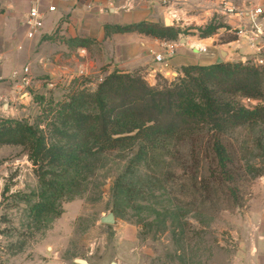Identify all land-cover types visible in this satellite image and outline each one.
<instances>
[{"label": "rangeland", "instance_id": "obj_1", "mask_svg": "<svg viewBox=\"0 0 264 264\" xmlns=\"http://www.w3.org/2000/svg\"><path fill=\"white\" fill-rule=\"evenodd\" d=\"M207 1L218 5V0ZM230 1L240 8L260 3ZM203 7L193 12L203 14L202 21L178 26V38L201 37V31L219 24L224 35L218 40L238 38L225 31L219 9L204 14ZM102 52L96 45L84 52L67 49L47 68L31 67L30 84L16 82L13 97L0 99V118L41 123L45 129L69 92L79 87L93 92L108 74L100 72L108 66ZM258 58L264 59L242 61L259 65ZM176 74L164 77L172 81ZM217 144L224 148L225 161ZM131 158V152L117 151L99 156L89 180L61 200L60 213L36 221L31 208L41 189L28 149L0 145V264H79L76 259L89 264H264V124L224 132L204 129L173 142L156 189L144 185L138 195L141 211L126 195H116ZM138 174L146 179L151 172L143 165ZM111 211L116 222L102 223L100 217Z\"/></svg>", "mask_w": 264, "mask_h": 264}, {"label": "trees", "instance_id": "obj_2", "mask_svg": "<svg viewBox=\"0 0 264 264\" xmlns=\"http://www.w3.org/2000/svg\"><path fill=\"white\" fill-rule=\"evenodd\" d=\"M223 27L210 25L201 37ZM116 30L169 40H177L181 32L178 27L146 22ZM68 41L87 44L85 39ZM57 105V114L48 117L45 129L41 123L0 118V145H24L36 166L41 189L31 208L36 221L60 213L61 200L72 197L95 173V160L114 151L132 153L116 195H126L141 211L144 206L138 195L144 185L149 191L156 189V176L158 181L164 176L165 157L173 142L204 129L224 132L264 124V65L242 59L187 65L172 81L158 75L154 85L140 73L116 69L101 78L95 91L79 87ZM216 149L225 161L224 148L217 144ZM143 165L151 172L149 178L138 174Z\"/></svg>", "mask_w": 264, "mask_h": 264}, {"label": "crops", "instance_id": "obj_3", "mask_svg": "<svg viewBox=\"0 0 264 264\" xmlns=\"http://www.w3.org/2000/svg\"><path fill=\"white\" fill-rule=\"evenodd\" d=\"M206 2L209 1L193 4L191 0H175L169 8L178 17L177 21L174 18V27L202 21L203 14L193 13L197 5L206 8L204 14L219 9V5ZM36 3L44 14V26L40 33L29 38L24 22L30 7ZM50 4L56 6L55 11H48ZM259 4L264 5V0H260ZM167 10L158 0H135L131 4L125 0L112 4L91 0H0V80L6 79L0 87V99L13 97L11 93L18 87L13 80L14 71H21L25 66L47 68L49 60L58 62L65 50L77 48L85 51L90 50L91 45L102 47L103 63L108 64L106 70L100 72L110 73L116 69L137 72L151 85L156 84L158 75L166 76L169 72L179 75L182 67L187 65L222 62L220 47L225 44L233 49L231 61L243 58L254 60L258 56L264 58V36L257 39V47H252L246 38L218 40L224 35V27L211 36L200 37L192 33L177 40L136 30H116L141 22L165 25L164 13ZM222 17L228 26L226 30L225 25L227 33L235 34L239 23H245L234 16L222 14ZM71 39H85L87 44H71L68 41ZM167 40L178 42L176 52L171 57L165 56L163 62H157L155 55L166 53L163 42ZM196 46H205L208 51L201 52ZM259 47L261 51H258Z\"/></svg>", "mask_w": 264, "mask_h": 264}, {"label": "built area", "instance_id": "obj_4", "mask_svg": "<svg viewBox=\"0 0 264 264\" xmlns=\"http://www.w3.org/2000/svg\"><path fill=\"white\" fill-rule=\"evenodd\" d=\"M93 2H107L114 3L120 0H91ZM128 4L133 3L135 0H125ZM163 6H165L169 12V8L175 0H158ZM102 4V3H101ZM219 10L223 15L234 16L239 19V21H245V23H239V26L234 30L238 38H246L252 47H257V39L264 35V5H248L243 8L237 7L230 0H218ZM56 10L54 4L48 6V11L53 12ZM171 15L178 20V17L175 13L170 11ZM25 26L27 27V36L33 38L38 33L41 32L44 26V14L40 9L38 3L33 4L25 19ZM163 45L166 49L165 54H156L155 59L157 62H163L165 56L171 57L175 54L176 48L178 46L177 41H165ZM201 52H207L208 49L205 46H196ZM84 52V50H82ZM1 59V58H0ZM244 60L246 58H243ZM256 63L259 65H264V59H256ZM13 80L19 82V84L29 85L30 78V67L25 66L23 70H16L13 72Z\"/></svg>", "mask_w": 264, "mask_h": 264}, {"label": "water", "instance_id": "obj_5", "mask_svg": "<svg viewBox=\"0 0 264 264\" xmlns=\"http://www.w3.org/2000/svg\"><path fill=\"white\" fill-rule=\"evenodd\" d=\"M164 24H165V26H168V27L175 26L174 17L168 11H165V13H164ZM220 52H221V56L223 58V62H230L232 60L233 49L230 46H228L226 44L222 45L220 47ZM100 221L102 223H106V224H114L116 222L114 212L111 211L105 215H102L100 217ZM75 262H77L79 264H89V262L86 259H76ZM111 264H119V263L114 261Z\"/></svg>", "mask_w": 264, "mask_h": 264}, {"label": "bare ground", "instance_id": "obj_6", "mask_svg": "<svg viewBox=\"0 0 264 264\" xmlns=\"http://www.w3.org/2000/svg\"><path fill=\"white\" fill-rule=\"evenodd\" d=\"M171 14V13H170Z\"/></svg>", "mask_w": 264, "mask_h": 264}]
</instances>
